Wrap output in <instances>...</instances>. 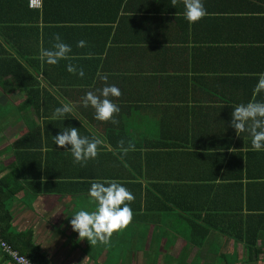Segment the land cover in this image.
<instances>
[{
  "label": "crops",
  "instance_id": "0c3cea01",
  "mask_svg": "<svg viewBox=\"0 0 264 264\" xmlns=\"http://www.w3.org/2000/svg\"><path fill=\"white\" fill-rule=\"evenodd\" d=\"M24 1L0 0V36L7 42L0 37V49L37 82L44 80V70L48 80L60 86L55 92H41L40 97L50 101L39 109L23 107L24 91L5 94L0 88V182L6 193L14 192L5 202L12 215V232L30 231L32 242L49 264H245V246L223 233V222L210 220L219 229L198 250L188 244L195 239L174 219L176 214L158 213L164 204L162 196L186 173L178 168L179 155L200 154L210 160L209 156L220 154L228 160L237 154L243 157L237 158L233 172L243 193L249 194V204L244 205L239 197L233 200L230 194H239L238 190L233 193L226 188L227 202L217 201L214 207L221 215L251 219L255 233L259 232V252L252 256L258 260L255 264H264V151L252 150L251 137L246 132L237 135L231 127L233 108L243 101H221L238 100L243 94L236 90L226 95L215 87V78L224 83L221 70H214L217 60L173 57L172 50H190L194 38L203 37L204 17L189 23L184 12L135 13L138 37L130 33L132 27L126 21L131 13L63 7L53 15L59 21H46L45 26L41 16L37 19L25 10ZM210 1L214 0H205ZM42 7L43 0L39 11ZM220 22L219 36L227 39L230 26ZM58 29L60 33L55 32ZM57 34L71 45L72 52L68 59L48 65L39 52L51 48ZM156 38L167 39L166 45L152 43ZM79 40L86 41V46L77 47ZM162 48L171 49L170 58L156 56ZM69 64L82 68L84 77L69 73ZM33 67L39 74L33 73ZM103 76L121 92L120 97H109L120 108L113 117L115 124L95 119V110L83 105L86 92L98 95L97 90L105 86ZM10 81L11 75L0 79V83ZM65 104L72 110L54 118V110ZM68 126L77 127L82 136L101 140L94 159L74 163L69 151L54 144L53 137ZM198 172L210 175L211 169ZM105 180L123 184L134 196L131 209L138 213L106 243L91 244L72 230L70 216L80 209H95L88 189L92 182ZM177 225L174 234L164 230ZM234 227L230 224L229 234Z\"/></svg>",
  "mask_w": 264,
  "mask_h": 264
},
{
  "label": "trees",
  "instance_id": "16d2710c",
  "mask_svg": "<svg viewBox=\"0 0 264 264\" xmlns=\"http://www.w3.org/2000/svg\"><path fill=\"white\" fill-rule=\"evenodd\" d=\"M23 6H25V10L37 19L41 16L43 25H45L46 21H59V19L53 18V15L59 14L63 7L91 12L124 11L131 13V18H127L126 21L130 22L133 30H130V33L134 36L135 33L138 36V31L135 32L133 25L135 18H138L135 16V13L171 10L184 12L183 0H43L41 11L29 10L28 0H25ZM204 6L207 10V14L204 16V20L207 21V29L200 34L203 37L199 39L194 38L192 43L193 48L190 50H172L173 57L186 56L189 58L217 60V68L214 70H221L220 72L224 77L221 76L220 80L224 81V83H221L218 80L219 78H215V87L219 90L222 89L226 95L231 92L235 93L236 90L243 94V97L238 100L230 97L221 101H236L235 103H240V101L247 103L254 100L264 101V93L257 94L254 90L259 74L264 73V0H225L224 2L214 0L208 3L204 0ZM145 21L149 20L145 19ZM199 21L202 20L200 19ZM220 21L230 26L229 31L231 34L227 35L229 37L227 39L219 36V27L223 28V24ZM260 28H262L263 33L260 32ZM55 32L60 33V30L58 29ZM117 35L120 37L119 33ZM0 37L4 43H7L3 36ZM174 40L175 38L170 40V42ZM116 41L121 42V39H116ZM166 41L167 39L160 40L157 38L151 40L154 44H163L164 46L166 45ZM0 50V69L3 70L0 71V79H2V76L11 75L10 82L0 83L2 92L7 94L17 90L24 91L27 94V101L23 107H36V109H39L46 101L49 102V98L40 97L41 92H55L54 88H58L60 86L59 83L53 79L48 80L47 73L44 70V80L41 83L37 82L26 73L27 71L23 66H19L17 62L11 59L5 50ZM162 51L164 52L163 54ZM169 51L171 49L162 48L157 51L156 56L170 58L168 55ZM77 54L81 53L78 52ZM31 69L34 70L33 73L39 74V69L34 67ZM199 69H203V67ZM207 69H211V67ZM21 74H24V79L20 77ZM44 85L45 88L39 89L40 86ZM161 87L162 85L160 84L159 88ZM46 117L49 116L46 115ZM230 133L234 134L235 132ZM236 155L233 154L228 160L226 155L220 154L209 156L210 160L205 159V156L200 154L179 155L178 168H182L181 171L186 173H184V176L176 178L178 184L170 186V192L165 194V197L162 196L164 204L162 210H159L158 213L176 214L174 219H178L180 221L179 224H183L188 236L191 239H195V242L193 241L188 244L196 247L198 250L202 249L209 234L215 228L219 229L218 227L211 226L210 220L217 219L218 222H223L225 224V229H222L223 233L235 242H241L245 246L247 258L244 263L255 264L258 260L252 255L259 252L256 249V241L258 239L256 234L259 232L255 233L257 228H252L251 219L249 217L243 218L238 214H233L229 217L227 214H224L225 212L221 215L219 214L218 206L214 207L217 201L227 202L226 199L229 194L225 195L226 188L233 190V193L238 190L239 194H230L233 200L239 197V201L244 199V205L246 203L249 204V194L243 193L242 183L233 172L237 158L243 157L242 155ZM209 167L211 169L210 175H202L198 172V170L203 171L209 169ZM189 172H191V175H188ZM222 183H226L227 186L222 185ZM206 192L207 194H205ZM12 194L14 192L11 190L6 193L1 187L0 182V239L11 245L14 250L25 257L30 263L49 264L47 256L41 252L39 246L32 242L30 231L22 233L12 232V215L5 203L11 198ZM210 203L211 207H209ZM132 211L134 217L138 213V210L133 209ZM140 212L142 213V211ZM146 212L148 211L146 210ZM230 224L235 226L233 229L231 228L234 231L231 234L227 231ZM179 226L177 225V227ZM170 228L165 227V232L171 233ZM7 263L15 264L0 249V264Z\"/></svg>",
  "mask_w": 264,
  "mask_h": 264
},
{
  "label": "clouds",
  "instance_id": "9594fccd",
  "mask_svg": "<svg viewBox=\"0 0 264 264\" xmlns=\"http://www.w3.org/2000/svg\"><path fill=\"white\" fill-rule=\"evenodd\" d=\"M184 18L189 23H196L202 19L207 10L204 0H183ZM51 48H42L39 57L42 62L48 65H56L61 60L69 58L72 52L71 45L65 43L59 34L54 37ZM86 41L79 40L77 47L83 48ZM67 71L83 78V69L69 64ZM105 86L95 92H86L83 97L84 107L91 106L95 110V119L117 123L113 118L119 113V106L109 97H120L121 92L115 85L107 84V76L101 77ZM257 94L264 93V73H260L255 86ZM71 106L65 104L54 110V118L65 117L71 111ZM231 127L237 135L247 133L251 137V149L264 151V101H249L241 103L233 108L231 113ZM54 144L59 148H65L73 157L74 163H83L94 159L98 154V147L101 140L90 139L80 135L78 128L73 126L64 127L53 137ZM70 146V147H69ZM88 196L95 204L92 211L80 209L71 215L69 221L73 231L77 232L80 239H87L89 243H106L111 235L124 227L132 220L133 211L130 202L133 201V194L120 182L115 180L95 181L88 189Z\"/></svg>",
  "mask_w": 264,
  "mask_h": 264
},
{
  "label": "built area",
  "instance_id": "2783aa9c",
  "mask_svg": "<svg viewBox=\"0 0 264 264\" xmlns=\"http://www.w3.org/2000/svg\"><path fill=\"white\" fill-rule=\"evenodd\" d=\"M28 6L30 9L39 10L42 6V0H28ZM0 249L5 255L9 256L15 264H32L2 239H0Z\"/></svg>",
  "mask_w": 264,
  "mask_h": 264
},
{
  "label": "rangeland",
  "instance_id": "374dc122",
  "mask_svg": "<svg viewBox=\"0 0 264 264\" xmlns=\"http://www.w3.org/2000/svg\"><path fill=\"white\" fill-rule=\"evenodd\" d=\"M180 225H181V224H180ZM170 229H171V233L174 234V233H175L174 230L177 229V226H172Z\"/></svg>",
  "mask_w": 264,
  "mask_h": 264
}]
</instances>
